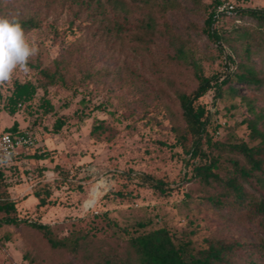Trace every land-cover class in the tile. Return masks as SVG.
Wrapping results in <instances>:
<instances>
[{
	"label": "rangeland",
	"instance_id": "374dc122",
	"mask_svg": "<svg viewBox=\"0 0 264 264\" xmlns=\"http://www.w3.org/2000/svg\"><path fill=\"white\" fill-rule=\"evenodd\" d=\"M213 1L175 0L167 13L155 14L157 33L144 47L132 36L147 10L132 0H125V24L123 16L109 10L110 24H99L84 13L74 16L68 3L46 6L47 0H0L7 16L32 15L40 21L38 29L25 33L39 49L29 62L30 71L17 70L11 81L0 85V134L16 123L36 141L34 148L4 168L7 192L18 200L10 216L46 224L58 239L73 230L84 233L94 225L100 227L102 216L116 224L90 237L73 256L49 249L39 234L24 225L3 223L5 213L0 212V264H95L111 255L123 258L127 237L121 229L131 230L137 222H151L147 229L165 226L177 236L191 232L197 241L220 236L256 243L262 238L256 224L243 214L207 205L199 184L189 179L193 166L183 165L189 139H181L184 122L176 94L194 89L196 74H218L222 80L227 71L238 70L247 43L252 52L249 63L264 68V43L253 34L250 41L235 37L233 50L226 47L233 61L227 69L224 55L203 32ZM220 1L240 10H264V0ZM117 21L124 24L119 35L104 29ZM232 23L223 18L216 26L226 29ZM55 61L62 62L58 72L64 84L59 81L44 92L39 70L53 71ZM24 82L38 86L36 96L31 107L9 116L2 107L14 84ZM232 88L237 95L223 88L220 98L211 90L197 103L208 113L213 141L252 146L256 142L249 137L248 103L257 111L264 109V93L237 83ZM43 96L51 105L46 114L39 108ZM97 126L101 128L93 131ZM44 151L50 154L45 161L26 158ZM131 171L164 181L169 193H155L128 180L124 174ZM39 173L51 180V195L43 207H37L31 194ZM91 190L98 198L87 209ZM116 193L127 197L113 198Z\"/></svg>",
	"mask_w": 264,
	"mask_h": 264
},
{
	"label": "trees",
	"instance_id": "16d2710c",
	"mask_svg": "<svg viewBox=\"0 0 264 264\" xmlns=\"http://www.w3.org/2000/svg\"><path fill=\"white\" fill-rule=\"evenodd\" d=\"M174 1L132 0L140 8L147 10L137 24L136 33L132 36L138 44L144 47L149 46L157 33L155 14L167 13ZM56 2L61 3L62 6L68 3L67 6L73 8L74 16L84 13L99 24L104 21L110 24L107 17L108 10L118 14V17L123 16L124 24L127 21L128 10L125 8V0H47L45 5H52ZM222 3L220 0L213 1L212 10L203 21V32L224 55L223 60L228 69L229 62L232 64L233 61L225 50L226 47L233 50L232 44L235 37L239 40L250 41L254 34L264 43V10L234 8V13L225 17L233 23L229 28L224 29L222 26L217 27L213 19L214 9ZM0 16L17 17L25 33L40 27V21L35 16H7L1 3ZM124 24L117 21L113 27L105 25L104 29L108 32L115 30L119 35L123 32ZM249 46L247 43L244 47L243 58L240 60L238 70L231 73L227 71L222 80L218 74L209 77L196 74L197 83L194 89L177 93L176 100L184 122L181 139L183 142L189 139V145L184 151L186 157L183 159V165L193 166L190 181H196L199 184L204 193L202 200L207 205L219 211L227 210L230 213L243 214L247 221L256 224L262 238L256 243L220 236H205L197 241L192 238L191 232L177 236L165 226L147 229L151 226V222H137L131 230L121 229L127 237L123 258L111 255L95 264H264V109L257 111L251 102L248 103V112L251 114L250 120H247L249 137L250 141L256 142L249 146L241 141L233 143L213 141L209 130L211 126L208 113L204 106L197 103L211 90L214 91L216 97L220 98L224 92L223 88L233 96L237 95V90L232 88L233 83L242 84L256 93H264V68L255 67L249 63L252 56ZM179 51L177 49V52ZM61 63V61H55L53 71L39 70L45 79L40 86L44 92L47 87L59 81L64 84L63 77L58 72ZM37 89L38 86L30 82L15 83L2 110L9 116H14L21 107H31ZM39 108L45 114L51 109L49 101L44 96L39 100ZM100 128L101 126H97L93 131ZM23 132L25 131L18 130L17 124L14 123L11 128L2 133L16 135ZM161 145L166 146L165 143ZM26 158L45 161L50 158V154L45 151L35 152ZM4 168L0 167V189H3L0 192V212L5 213L1 221L8 225L26 226L39 234L49 249L67 251L76 256L81 246L90 237L116 226L115 223L102 216L100 227L94 225L84 233L73 230L68 236L58 239L50 226L46 224L10 216L11 213L16 212L18 200L13 199L7 192ZM124 175L128 180H136L141 186L155 193L167 195L170 191L164 181L149 174L131 171ZM50 181L39 173L38 179L31 186V194L38 201L37 207L47 205L51 195ZM52 181L68 180L54 178ZM125 196L127 197V194L116 193L113 198ZM95 218L99 217L95 216Z\"/></svg>",
	"mask_w": 264,
	"mask_h": 264
},
{
	"label": "clouds",
	"instance_id": "9594fccd",
	"mask_svg": "<svg viewBox=\"0 0 264 264\" xmlns=\"http://www.w3.org/2000/svg\"><path fill=\"white\" fill-rule=\"evenodd\" d=\"M38 52L17 17L0 16V85L11 81L17 70L30 71L29 62Z\"/></svg>",
	"mask_w": 264,
	"mask_h": 264
},
{
	"label": "built area",
	"instance_id": "2783aa9c",
	"mask_svg": "<svg viewBox=\"0 0 264 264\" xmlns=\"http://www.w3.org/2000/svg\"><path fill=\"white\" fill-rule=\"evenodd\" d=\"M234 13V6L229 3L218 5L213 12L216 23ZM35 137L30 132L12 135L10 133L0 134V167H6L13 158L21 155L23 151L35 147ZM91 207H88L89 209Z\"/></svg>",
	"mask_w": 264,
	"mask_h": 264
},
{
	"label": "bare ground",
	"instance_id": "6f19581e",
	"mask_svg": "<svg viewBox=\"0 0 264 264\" xmlns=\"http://www.w3.org/2000/svg\"><path fill=\"white\" fill-rule=\"evenodd\" d=\"M95 192L99 193V190L97 188H93ZM92 189V190H93ZM92 190L90 191V198L85 202V207H93L96 203V200L98 198V195H92Z\"/></svg>",
	"mask_w": 264,
	"mask_h": 264
}]
</instances>
